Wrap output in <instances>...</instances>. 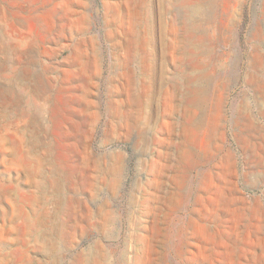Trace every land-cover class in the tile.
Returning <instances> with one entry per match:
<instances>
[{"label":"rangeland","instance_id":"rangeland-1","mask_svg":"<svg viewBox=\"0 0 264 264\" xmlns=\"http://www.w3.org/2000/svg\"><path fill=\"white\" fill-rule=\"evenodd\" d=\"M263 162L264 0H0V264H264Z\"/></svg>","mask_w":264,"mask_h":264},{"label":"bare ground","instance_id":"bare-ground-1","mask_svg":"<svg viewBox=\"0 0 264 264\" xmlns=\"http://www.w3.org/2000/svg\"><path fill=\"white\" fill-rule=\"evenodd\" d=\"M146 43L147 44H151V38L150 37H148L146 39ZM183 52H185V51H183ZM151 53H152V56L150 57V59H151V62H152L153 52H151ZM153 64H154V62L152 63V65L150 67H148L146 69H142L140 71V75L137 78L138 82H139V80L141 81L142 78H144V77H147V78L151 79L152 77L155 76V74H156L157 71L154 69V65ZM259 68H261V67H259ZM184 69H185V63L182 62L181 65L179 66V74H178L177 78L175 80L170 79V81H168V80H166V81H168L167 82L168 85H171V87H169V88H171V90L172 89H175L177 91L178 96H179L177 98V103H176L177 109H180V111H182L183 115L185 117H188V121H186L187 123H192V121H193L192 118L193 117L190 116V112L197 106V104L199 103V101H197L196 99H192V98H189L188 97L189 90L191 88L186 87V85H185L186 83H183V81H182L183 79L185 80V76H184V73H183ZM159 70H160V68H159ZM163 72H164V69H161V78L162 79L164 78V76H162L163 75ZM168 79H169V77H168ZM171 80H172V82H171ZM252 81H253V79H252ZM255 81H256V79H255ZM139 83H141V82H139ZM192 92H193V90H192ZM150 99H151V94L149 96V99L146 101V105L149 104ZM144 105H145V102H143L142 98H140L139 95H138V97L136 98V100L134 102V108L131 110V112L128 115V118H127V122L129 124L130 128H132V130L133 129L137 130V132L139 134V139L140 138L142 139L144 133L147 132L150 129V127H149V124H150V115L148 113H145L144 112V110H143ZM185 126L186 125L183 126L182 136L184 135L186 137L187 135H186V127ZM179 142L176 145L175 156H174V164L172 163L173 164V171H174V178L177 177V173H181L183 171L181 169L180 164H179L180 163V159L183 160L182 158H184V157L193 158V151H194L193 147L192 146H189V142L187 143L184 140L179 141ZM193 164L194 163L191 162V164H189V165L192 166ZM189 165H187V166H189ZM250 170H251V173L252 174H256V175H259L260 177H263L264 178V162L259 167H251ZM256 179H258V178H256Z\"/></svg>","mask_w":264,"mask_h":264}]
</instances>
